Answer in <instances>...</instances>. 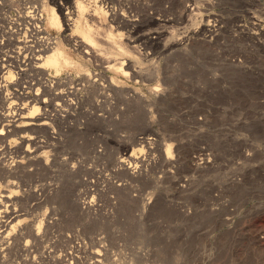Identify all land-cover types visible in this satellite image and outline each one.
I'll return each mask as SVG.
<instances>
[{"label":"rangeland","instance_id":"rangeland-1","mask_svg":"<svg viewBox=\"0 0 264 264\" xmlns=\"http://www.w3.org/2000/svg\"><path fill=\"white\" fill-rule=\"evenodd\" d=\"M18 1L22 0H0L2 58L10 56L15 44L28 37L23 26L7 36L5 32L13 27L9 22H19L21 15L27 16L22 11L36 6L38 15L45 19L41 28L47 33L45 38L59 42L79 65L59 73L56 80L60 86L70 87L87 73L103 72L117 78L126 92H121L120 97L116 94L119 100L132 99L131 103L129 99L121 103L111 91L106 98L97 97L101 96L100 87L81 92L78 100L65 97L51 101L45 95L41 104L33 103L28 109L33 105L41 108L45 99L50 100L51 105L45 108L48 125L22 128V123H17L9 129L12 133L0 140L4 151L1 158L8 164L0 170V181L6 183L0 182V192L7 188L8 181L15 182L16 187L11 185L10 190L28 213L23 217L25 224L30 222L27 228H45L44 214L51 213V237L40 245L45 247L39 249L40 254L52 246L57 256L79 242L90 251L104 253L106 264L109 258L113 264H264V0H33L34 4H23L27 10H22ZM77 1L86 6L84 19L91 29L90 44L94 48L131 61L145 72L154 69L157 76L139 82L104 72L79 53L76 42L81 38L67 25L69 21L62 30L47 24L46 8L62 5L64 12L70 11ZM187 8L194 10L187 14ZM114 13L124 21L113 20ZM128 20L135 24L131 36L136 39L135 47L126 41L132 31ZM104 34L112 36L114 45L102 39ZM139 54L145 56L141 58ZM42 70L51 76H46V81L55 80L54 69ZM35 79L36 74L29 72L22 87L13 89L22 91ZM34 91L22 92L32 99ZM130 95L139 97L133 100ZM18 98L14 101L19 104L30 101ZM93 114L95 118L101 114L100 118L109 119L107 122L115 120L110 122L113 126H96ZM133 136L151 138L152 144L130 146L126 151L118 148L120 139ZM37 145L44 147L39 151L41 168L36 158L31 160L25 154ZM131 154L136 163L129 162ZM12 160L22 161L16 177L7 175L13 167L14 162L9 164ZM117 160L124 162L118 164ZM131 165L135 166L132 177L125 169ZM70 182L74 186L69 187ZM67 187L72 188L70 192ZM71 192H77L79 197ZM60 193L73 195H65L70 199L66 198L67 205L65 200H52ZM124 194L132 200L130 211L121 207ZM72 200L81 208L91 209L86 207L82 218L83 214L73 215L68 209ZM40 205H44L43 209ZM27 207L33 209L32 213ZM34 208L39 212L42 209L41 213ZM13 254L12 262L26 257L23 253L19 255L23 257ZM45 256L36 259L35 264H47ZM81 257L87 259L85 255Z\"/></svg>","mask_w":264,"mask_h":264},{"label":"bare ground","instance_id":"bare-ground-1","mask_svg":"<svg viewBox=\"0 0 264 264\" xmlns=\"http://www.w3.org/2000/svg\"><path fill=\"white\" fill-rule=\"evenodd\" d=\"M6 1L9 2V3H13V0H4V2H6ZM36 1L38 2V0H36ZM104 1H106V0H103V2ZM21 3H22V5H21ZM18 4H20L21 6H23V4L24 5H27V4H34V3H33V0H22ZM30 6H32V5H30ZM23 9L24 10H27L29 8L28 7H25L24 8V6H23L22 10ZM85 10H86V6L81 1H77L76 7L74 9L72 8V10H70V11L67 10V9H65V12H64V8H63L62 5L61 6H57V7H49V8H46V15H47L46 16V20H47V24L50 27H53V28L58 29V30H62L64 23H66V22L69 21L70 23L67 24V25H71L72 26L71 28L74 29L73 31L76 32L74 34L77 35L79 38H81V40H77V42H76V45H77V47L80 50L79 53L83 57L86 56V58H87V60L89 62H93V63L97 64L99 66L98 68H101L102 71L104 70V72H113L115 74H122L127 79H131V80H135V81H139V82H144V81H146L147 78L150 80V77H156L157 76V71H155L152 67H151L153 69L152 72H150L151 69L150 70L148 69L149 72L148 71L145 72V71H143L142 68L135 66L131 61L123 60L124 58L121 59V58H118V57L111 56V54L109 52H107L105 49H97V48H94L93 47L94 45L92 46V44H90L93 41L91 39V29L88 27V24H86V20L84 19V16L87 14V12H85ZM191 10L192 9H188L187 8V9H185V12L187 11L188 12L187 14H190L189 11H191ZM192 11H191V13H192ZM22 13H26L27 16L21 15L19 17V22H17V23L9 22V24L12 23V26L13 27L12 28H9V30L6 31L5 33H6L7 36L10 37L12 34H14L16 32V31L13 30L14 28L17 29V28H19V26L20 27L23 26L24 30L28 31V37H27V39H25L24 41H21V42L17 41V42H19L17 44H15L16 43L15 42L14 44L16 45V47L14 48L13 51H11L12 54L10 56L5 55V57L2 58V55H4V53L2 52V48H0V50H1V52H0V58H1V60H0V104H1V106H0V110H1L0 111V140H3L6 137H8L9 136L8 134L9 133L10 134L12 133V131H9V129H14V127H12V126L17 125V123L18 124L19 123H22V125L19 124L22 128H32V127H35V128H38L39 127L40 128V127L47 126L48 125V122L45 119H48L49 113H47L45 111V108L48 107L49 105H51V104H48L50 100L51 101H54V100L57 101L59 99H63V98L65 99V97H69V98L70 97H75V99L77 98V100H78V99H80L79 98L80 97L79 95H80L81 92H86L87 93V92L91 91L92 89H94L95 87L96 88L97 87H100L99 90H100L101 93L99 92V95L101 94V96H97L95 94L97 97L106 98L105 95H107V92H110V91L113 92V93H115V96H116V94L119 95L121 92L126 94V92L123 90V87L121 85H119L120 82L117 80V78H115L114 76L113 77H108V76H106V73H103V72H101L99 74H93V75H91L90 73H87V74H85L84 77H82V79H80L81 77L79 76L80 77L79 80L74 79V80H77V81L74 82L73 84H71L70 87H68L69 85L67 87H63V85H61L63 87V88H61V86H60L61 83L59 84V81H57L58 79L56 80V78L58 77L59 73L61 71H63L64 69H71V70L72 69H77V68H79V65H77V63L74 62V60H72L66 54V52L61 47V44L59 42H57V41H55V40H53L51 38H47L48 36L45 38L44 35H47V33H46L45 29H41L42 28V24L44 23L45 19H43L41 16L38 15L39 9L36 6H32V10H29L27 12L26 11H24V12L22 11L21 14ZM19 14H20V12H19ZM112 16H113V20H116V21L122 20V21H124V18H122L120 15L118 16V14H115L114 13V15H112ZM26 17H28V19H30V20H27ZM31 20H32V22H30ZM125 21H127V20H125ZM128 23L129 24L131 23V25H132V27H131L132 31L130 30L129 33H131V35H129L130 37H129V39L127 38L126 41H128L127 42L128 45H132V47H133L134 44H135V42H136V39L135 38L133 39L131 36H132L133 28H134V25L135 24H132L133 22L130 21V20H128ZM22 24H25V25H22ZM21 30L22 29H19V33H20ZM26 31H24V32H26ZM34 31H35V33H34ZM210 32L212 33V31H210ZM35 34H38L39 37H37ZM101 34H103V32ZM40 36L42 38V43H40L41 42ZM29 37H31V39L33 38V40H29ZM102 37H105V38H102V39H104L105 41H108L109 43L111 42L114 45V42H112V36H109V35H105L104 34ZM43 38L44 39H51V41L49 42L47 40L48 42H45V41H43ZM7 39H9V38L7 37ZM29 41H32L34 44H29ZM86 43L89 44V45L87 46ZM12 46H14V45H12ZM126 46H127V44H126ZM108 49H110V48H107V50ZM116 49H118V48H116ZM133 52H134V50H133ZM145 53H143V54H145ZM144 56H142V57H144ZM140 57H141V55H140ZM46 67L51 68V69H54L56 71V74L54 73L55 76L53 75L54 76L53 78L55 80L46 81L47 80L46 76H50V74H48L49 72L46 71L47 69L46 70H42V69H44ZM13 68L16 69L15 72H14V70H12ZM83 68H85V67H83ZM159 68L160 67H158V69ZM80 69H82V68H80ZM29 72H33L34 75L36 74V79L35 80H32V84H29L30 83L29 82L28 83V87H24L22 89V91H24L25 89L35 90L34 91L35 93H34V96L32 97V99H30L31 98L30 96L26 95V92L17 91L15 89H13V87H20V88L22 87V86H20L21 83H22V80L25 78L26 74L29 73ZM32 77H34V76H32ZM69 80H71V78ZM101 81H103L104 84H102ZM23 85H25V84H23ZM122 93H121V95H122ZM127 94H129V93H127ZM135 94H137V93H135ZM45 95L49 96L50 98H48V99H50V100L47 99L48 102H46V99H45V101H44V103H43V105L41 107L42 109L40 107H38V106L36 107L35 105H33L31 107V110H30V108L28 109V107H30L29 105H32L33 103L34 104L35 103H38V104L40 103L41 104L42 103L41 100H43L45 98V97L44 98H42V97L45 96ZM87 95H89V94H87ZM121 95H119V97ZM140 95H142V94H140ZM90 96H92V95H90ZM130 96H132V95H130ZM18 97L19 98H25V101H26V98H29L30 101L28 103H26L25 105L19 104L18 101H16L17 103L14 101V99L15 98H18ZM84 97H86V96H84ZM116 97L118 98V99L115 98L116 100H119L120 99L118 96H116ZM136 97H139V96L137 95ZM157 97H160V96H157ZM132 98H133V100L135 99L134 96H132ZM84 99H87V98H84ZM142 99H143V97H141V100ZM127 100L130 101V97L127 98ZM119 101L122 103L123 99H122V101L121 100H119ZM126 101H123V102H126ZM131 101H132V99H131ZM131 101H130V103H131ZM79 102L80 101H78V103ZM76 103H77V101H76ZM89 103H90V101H89ZM133 103H134V101L132 102V104ZM143 103H145V102H143ZM132 104H129V105H132ZM76 105H78V104H75V106ZM54 106H55V102H54ZM95 106L96 105H94L93 107H95ZM75 108H79V106L78 107L76 106ZM142 108H144V107H142ZM82 110L83 109L81 108L80 112ZM94 110L95 109H93L92 111H94ZM102 111H103V109H102ZM145 112H146V109H145ZM84 113L85 112L79 113V114L83 115ZM87 113H89V112H87ZM98 113H100V111ZM94 114L91 117H94ZM100 115L99 116H96L97 121H95V122H97V124H98L96 126H99L101 128L102 127H104V128L106 127L107 128L109 126L108 123H110V122L113 123V121H115V120L112 119L111 121L107 122L106 121L107 118L104 120V119H102V117L100 118ZM110 115H111V113H110ZM96 118H95V120H96ZM87 119H89V118H87ZM107 120H109V119H107ZM112 123H110V125H112ZM93 124H94V121H93ZM118 124H120V123H118ZM84 125H85V123H84ZM92 126H94V125H92ZM96 126H94V127L96 128ZM104 128H102V129H104ZM6 129L8 131L4 132V130H6ZM90 129H92V128H90ZM144 137L143 138H140V137L138 138L137 136H135V137L133 136L131 139H128V138H126V139L123 138L122 140L120 139V142L118 143L119 144L118 148L120 147L122 150H125L126 151L127 148L130 147V146H134V145H138V144H142V143L143 144L146 143V144H149V145L152 144V142L150 143V141H151L150 139L151 138H148L147 137L145 139ZM147 147L149 148L148 145H147ZM43 148H44L43 145H37L34 150H32V151L28 150V151L25 152L26 156H30L31 157L29 159L34 160L36 158L35 159L36 160V164L39 165L38 167H40V168H41V164H42V159H40V155L42 153L40 152L41 154H39V151L42 150ZM152 149H154V148L152 147ZM17 151H19V150H17ZM119 152H120V150H119ZM3 154H4L3 149H0V170L1 171H2L3 168L6 169L5 166L8 165L1 158V155H3ZM33 154H35V156H31ZM42 157H44V156H42ZM130 157H131V159L129 158L130 159L129 162H132L133 161V163H136L135 162V159H134V155L131 154ZM175 158H177V157H175ZM10 160H8V161H10ZM148 160H149V158H148ZM165 160H166V158H165ZM173 161H174V159L172 160V162ZM13 162H14V164L11 165V166H13L12 169H9V167H8L9 171L7 172L8 173L7 175H9V177H16V175L19 174V171H16V170L19 169V166L22 163V161L12 160L11 162H9V164L10 163L12 164ZM122 162H124V160H120V161L117 160V163L118 164L119 163H122ZM133 166L131 165V166H128V168H125L129 172V175H131L130 177H132L135 174L134 171H133L134 170ZM135 172H136V170H135ZM125 173H127V172H125ZM136 173H138V172H136ZM0 174L3 176V174L1 172H0ZM129 175H128V178H129ZM126 176H127V174H126ZM5 178H7V177H5ZM5 178H3V179H5ZM135 178H136V176H135ZM7 181H8V179L6 180V182ZM10 181L7 182V184H8L7 185V188H5L4 191H1L0 192V264H35L36 263V259H39L40 260L41 258H43L45 256L44 254H46L45 259H46L47 262L46 261L45 262L47 264H106L105 263L106 259H105V254L104 253H102L101 251H97V250L90 251L88 248H85V247L81 246L82 244L79 243V242H78V244H81V245H78V244L77 245H72L70 247V249H71L70 251H64L63 254H59L57 256H55L56 254L54 255L55 251L53 250L54 248H52V246L50 247L51 250L48 251L47 250L48 247H47V249L45 250V252H43V253L41 252V254H40V251H39V249L41 248L40 245L42 243H45L46 241H48L50 239L49 237H51L50 236L51 234L50 233H49L50 235L48 234V232H50L48 229H50V228L52 229L53 228V223L51 225V223L48 222V219H51V217H50V214L51 213L48 211L49 213H45L44 214V217H45V218H43L44 219V221H43L44 223H42L43 225H45V228H43L44 230L42 229V227H43L42 225L41 226H37V227L29 226V228H27L26 224L29 225L30 222H28V223L25 224V220L23 219V217L25 216V214H26L25 212L26 211H24L22 209L23 205H21V206L19 205V202L21 203V201H19L17 199L15 193L12 190H10L11 189V185H12V187H16L15 182H12V181L10 182ZM147 181H149V180H147ZM0 182L2 183V181H0ZM2 184H6V183H2ZM71 184L72 183L70 182V185L68 184V186L70 187ZM66 186H67V184H66ZM115 186H116V184H115ZM119 186H120V184H119ZM154 186H155V184H154ZM122 188L123 187H121V189ZM71 189L69 190V188H68L67 191L70 192ZM58 191H60V190H58ZM122 191H124V189H122ZM69 192H66V193H69ZM129 192L130 191L126 192L127 195H128ZM61 193H63V192H61ZM73 193H76L75 195L78 196V193L77 192H71V194H73ZM63 194H61V196H59V197H57V195H58L57 194L56 195V198H54V196L52 195L53 196V199L52 200H54V203H55V201L57 202L58 200H61V203H63L62 201L65 200V203L64 204L67 205L66 200L68 199V197H65V195L69 196L71 194H69V195L68 194L63 195ZM42 195H44V194H42ZM46 195L47 194H45V196ZM119 195H121V194H119ZM127 195L124 194V197L126 196L125 199L123 198L124 200L122 198H120V199H122L124 201V203H122L123 205L121 207L122 208H124V207L126 208L127 207V210H128V205L130 204V201L132 202V200H130V198H129L130 196L128 197ZM50 196L51 195H49L48 197H50ZM71 196H73V195H71ZM122 196H123V193H122ZM36 197H41V196L39 195V196H36ZM74 197H76V196H74ZM152 197H154V196H152ZM78 199H80V198H77L76 197L75 200L78 201ZM153 199H152V203L155 202V201H153ZM38 200H39V198H38ZM49 200H51V199H49ZM68 200H70V199H68ZM75 200H72L71 201L72 206H69V204H68V209H72V214L73 215H76V216L80 217L83 214V212H84L83 210L84 209H87L86 207H88L87 210L91 209V208H89V206H86L84 208H81L82 206H80V204L78 203L80 200L78 202L75 201ZM133 200H134V198H133ZM43 201H46V200H43ZM135 201H137V200H135ZM50 202H48V205L50 204ZM36 203H38V202H36ZM68 203H70V202H68ZM86 203H88V202H86ZM81 204L83 205V203H81ZM136 204H137V202L134 203V205H136ZM147 204H149V203H147ZM40 206L43 209L42 206H44V205H40ZM66 207L67 206H64V208H66ZM136 207L137 206H134V208H136ZM29 208H28V210H29ZM36 208H34V209H36ZM145 208H146V206H145ZM30 209H32V208H30ZM52 209L53 210L54 209L56 210V208H52ZM52 209H51V211H52ZM28 210H27V212H28ZM41 210H40V212L38 210L37 211L39 213H41ZM133 210L135 211V209H133ZM32 211H33V209L31 210V213H32ZM69 211L71 213V210H69ZM128 211H130V209ZM34 212H36V211L34 210ZM56 212H54L53 214H57ZM41 215H43V214H41ZM84 215H85V213L80 218L84 217ZM36 217L34 218V220L36 219ZM29 219H31V218L29 217ZM35 222H38V221H35ZM51 241H52V239H51ZM47 243L50 244V242H47ZM42 246H43V244H42ZM44 248L42 247L41 249H44ZM56 249H58V248H56ZM64 250H66V249H64ZM107 252H109V251H107ZM13 253L15 255L18 254V257H21L23 254H25L26 257L23 260H20L18 258L20 260L19 261L17 259L18 262L17 261H15V262L13 261L12 262V260H10V258H11V255ZM21 253H23V254L21 256H19ZM111 254H110V256H111ZM80 255L81 256L82 255H85L87 257V259L84 261L83 258ZM16 257H17V255H16ZM12 259H13V257H12ZM115 259H117L116 256H115ZM109 260H110L109 264H113L114 261H111L112 260L111 258H109ZM10 261L12 263H10ZM43 262H44V260H43ZM38 263H39V261H38ZM126 264H128V263H126Z\"/></svg>","mask_w":264,"mask_h":264}]
</instances>
